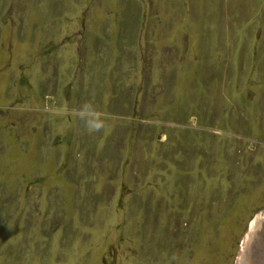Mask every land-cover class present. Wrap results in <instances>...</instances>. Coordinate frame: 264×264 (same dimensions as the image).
<instances>
[{
    "label": "rangeland",
    "instance_id": "374dc122",
    "mask_svg": "<svg viewBox=\"0 0 264 264\" xmlns=\"http://www.w3.org/2000/svg\"><path fill=\"white\" fill-rule=\"evenodd\" d=\"M264 211V0H0V264H235Z\"/></svg>",
    "mask_w": 264,
    "mask_h": 264
},
{
    "label": "water",
    "instance_id": "95a60500",
    "mask_svg": "<svg viewBox=\"0 0 264 264\" xmlns=\"http://www.w3.org/2000/svg\"><path fill=\"white\" fill-rule=\"evenodd\" d=\"M257 226L252 233V226ZM261 233V237H256ZM255 240V241H254ZM235 264H264V213L251 221L241 241V246Z\"/></svg>",
    "mask_w": 264,
    "mask_h": 264
},
{
    "label": "bare ground",
    "instance_id": "6f19581e",
    "mask_svg": "<svg viewBox=\"0 0 264 264\" xmlns=\"http://www.w3.org/2000/svg\"><path fill=\"white\" fill-rule=\"evenodd\" d=\"M262 213H264V211L262 212ZM258 218V217H257ZM250 226H252V233L255 231V229H256V227L257 226H255V227H253V225L251 224ZM261 237V233L259 234V235H257V237H256V239L255 240H257L258 238H260ZM254 240V241H255Z\"/></svg>",
    "mask_w": 264,
    "mask_h": 264
}]
</instances>
